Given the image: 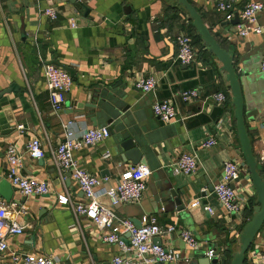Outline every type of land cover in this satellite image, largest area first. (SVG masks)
I'll return each instance as SVG.
<instances>
[{
    "label": "crops",
    "instance_id": "1",
    "mask_svg": "<svg viewBox=\"0 0 264 264\" xmlns=\"http://www.w3.org/2000/svg\"><path fill=\"white\" fill-rule=\"evenodd\" d=\"M79 1L89 12L77 9L70 0H0V178L7 180L5 152L10 144H15L24 160L23 174L50 186L49 194L27 198L7 180L15 189L13 199L9 203L1 195L0 198L11 206V219L25 227V231L8 239L9 250L1 264H14V254L49 255L55 258V264H111L113 257L120 254L117 245L101 240L102 233L90 219L78 216L74 206L58 203L59 195L68 196L73 204L85 201L78 183L71 175L68 178L67 173H60L54 161V151L64 134L63 123L69 121H73L72 129L77 135L86 128L107 127L111 132L105 141L75 152L79 165L103 180L99 189L117 185L134 165L123 159V130H133L141 136L146 163L140 164L153 171L143 199L121 204L104 197L101 202L124 218L137 217L144 209L145 215L155 216L163 227L177 225V233L156 239L181 254L176 264H187L196 252L183 241L180 229L193 232L204 243V249L215 244L224 257L232 246L239 250L236 242L251 219L256 191L241 151L230 87L224 73L219 72L222 65L198 41L192 23L180 7L174 6L173 0ZM188 1L201 13L222 47L235 52L242 63L239 78L245 97L244 118L254 153L261 158L264 12L257 17V26L263 28L261 35L242 37L239 29L247 25L242 19L244 6L250 1L264 0L229 1L233 13L229 21L217 11L222 0ZM51 7L57 11L56 20L46 15ZM180 33L192 36L198 55L193 65L186 66L177 60L175 39ZM45 62L70 67L75 73L74 85L60 113L51 108ZM141 76L157 79V89L152 93L139 91L136 83ZM192 90L198 92V99L185 103L182 93ZM220 92L228 96L224 104L214 102V96ZM164 101L174 103L177 109L176 120L171 123L163 122L153 112L154 104ZM88 103H95L98 108L76 113L75 104ZM126 107L128 110L123 112ZM92 117H97V126ZM34 137L43 144V159H34L26 152V143ZM211 137L217 145L205 148L203 144ZM184 153L198 158V170L191 176L173 171ZM228 161L243 167L235 188L247 198L242 211L231 215L214 193ZM260 163L264 174V162ZM163 172L179 191L187 213L163 212L161 204L154 200L149 185L160 184ZM209 238L215 240L207 242ZM259 252H264V227L247 258Z\"/></svg>",
    "mask_w": 264,
    "mask_h": 264
},
{
    "label": "built area",
    "instance_id": "2",
    "mask_svg": "<svg viewBox=\"0 0 264 264\" xmlns=\"http://www.w3.org/2000/svg\"><path fill=\"white\" fill-rule=\"evenodd\" d=\"M231 0H222L217 5V11L224 15L225 20H231ZM264 12V3L250 1L242 11V19L247 23L239 29L242 37H249L251 34L261 35L263 28L257 26L259 13ZM46 15L56 20L58 15L55 8L46 10ZM76 27V23H73ZM175 43L177 46V60L183 65H193L197 62V51L193 44L192 36L188 33H180ZM264 69V61H263ZM44 75L47 82L49 101L55 113L63 111L67 95L74 85V79L66 70L51 62L43 64ZM158 80L153 76H141L136 88L143 93H152L158 87ZM197 91H187L182 93L181 98L185 103L198 99ZM227 94L220 92L214 96V102L224 104L227 102ZM153 112L160 120L171 123L176 120L177 109L174 103L164 101L157 102L153 106ZM73 121L63 123L64 134L62 141L54 151V161L60 173H70L72 179L78 183L84 193L85 201L73 204L71 199L65 195H59L57 200L61 205H72L78 216H83L92 221L94 226L100 231L101 240L107 244H114L120 248V254L113 257L111 264H176L181 260V254L174 248L165 247L155 240L159 237H170L177 233V225H167L165 227L158 223L155 216L144 215L140 218L141 226L137 227L130 218L119 216L115 210L106 206L101 199L106 197L121 204L139 203L148 188V182L153 171L148 165L138 164L130 166L117 185L109 189H99L103 180L90 174L83 169L75 158V152L85 146H93L110 138L111 132L107 127L86 128L77 135L72 129ZM23 127H19L22 129ZM217 145L215 138L211 137L203 146L212 148ZM26 152L34 159H43L45 150L40 139L34 137L26 143ZM8 163L7 180L23 196L27 198L41 197L50 193L49 183L37 178L25 176L23 174L24 160L19 148L15 144H10L5 152ZM109 157V154L106 155ZM264 162V152L260 158ZM242 166L236 161H228L224 164L223 175L215 185L214 193L217 199L229 215L238 214L247 204L244 194L237 193L232 185L240 181ZM198 170V158L196 155L184 153L173 166L175 174L191 176ZM199 203H194L197 206ZM211 211L210 208H206ZM11 206L0 198V264L1 258L9 250L8 239L12 236L22 235L25 227L11 219ZM181 238L192 250H205V255L211 259L224 257L223 252L218 249H204L201 242L193 232L188 229H180ZM128 236L130 245L125 242ZM14 264H55V258L43 254H14L12 257ZM245 264H264V252L255 253L247 258Z\"/></svg>",
    "mask_w": 264,
    "mask_h": 264
},
{
    "label": "water",
    "instance_id": "3",
    "mask_svg": "<svg viewBox=\"0 0 264 264\" xmlns=\"http://www.w3.org/2000/svg\"><path fill=\"white\" fill-rule=\"evenodd\" d=\"M70 1L73 5H75L77 9H85L87 12H89V9L84 5L83 2L79 0ZM173 2L174 6L180 7V9L186 14L188 21L192 23L193 27L195 28L196 34L201 39L203 47L211 56L216 58L218 63L222 65L221 68H219V72L224 73L223 78L230 87V92L232 95L231 103L234 107L233 116L236 122L238 139L243 157L249 167L251 181L256 191L255 207L253 208L252 217L250 221L243 227V230L236 242V247L239 248V250H236V248L234 250L233 246L231 247L229 263L227 257H223L221 259H219L218 257H213L209 259L205 255V250H199L194 253L193 259L191 261H188L187 264H245L247 255L256 237L264 227V174L260 169V158L254 153L252 140L249 137L244 118L245 97L243 93L242 82L239 78V73L241 72L240 66L242 63L237 60L235 52H230L229 50L222 47V45L217 41L215 35L212 33L211 29L205 24L201 13H199L188 0H173ZM238 21L239 16L236 15L235 23H238ZM262 54H264V50L262 51ZM262 60H264L263 55ZM56 65L66 70L71 74L72 77H74L75 73L73 69L67 66H63L59 63H57ZM75 106L77 107L76 113L83 112V109L92 111L98 108V105L95 103L75 104ZM128 108L129 107L124 108L123 112H126ZM91 120L94 125L97 126V117H92ZM143 145L144 142L141 139V136L133 130L124 129L121 133L120 147L123 150L124 161H130L134 165L146 163V161L143 159ZM163 173L164 176H162V178L160 179V184H156L155 187L151 183L149 185L150 191L155 196L154 200L157 203L161 204L163 212L177 211L179 213H187V209L183 203L181 196L179 195V191L172 183L168 174L166 172ZM66 176L70 178V173H67ZM238 182L239 181H236V183ZM235 186L236 184L232 185V188H235ZM14 192L15 189L12 188L7 180L0 178V195L2 196V198L10 203L13 199ZM146 212V210L142 209L141 213H139L137 217H133L132 219L130 218L137 227L141 226V222L138 217L140 215H145ZM127 238L128 236H126L124 240L127 245H130ZM213 240H215V238H209L207 239V242H212ZM156 241L161 244L160 239L155 240V242ZM208 249L217 251V247L215 244H211Z\"/></svg>",
    "mask_w": 264,
    "mask_h": 264
},
{
    "label": "trees",
    "instance_id": "4",
    "mask_svg": "<svg viewBox=\"0 0 264 264\" xmlns=\"http://www.w3.org/2000/svg\"><path fill=\"white\" fill-rule=\"evenodd\" d=\"M192 26H193V25H192ZM193 29L195 30L194 27H193ZM195 33H196V31H195ZM195 37L198 39V41H199L200 43H202L200 37H199L197 34H195ZM252 213H253V210L249 213L251 217H252ZM246 224H247V223H246ZM225 256L227 257V259H228V263H229V261H230V251H226V252H225Z\"/></svg>",
    "mask_w": 264,
    "mask_h": 264
}]
</instances>
